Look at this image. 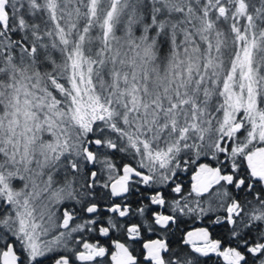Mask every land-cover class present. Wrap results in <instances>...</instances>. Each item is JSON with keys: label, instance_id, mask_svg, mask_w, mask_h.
Returning <instances> with one entry per match:
<instances>
[{"label": "snow or ice", "instance_id": "6c2138e0", "mask_svg": "<svg viewBox=\"0 0 264 264\" xmlns=\"http://www.w3.org/2000/svg\"><path fill=\"white\" fill-rule=\"evenodd\" d=\"M0 264H264V0H0Z\"/></svg>", "mask_w": 264, "mask_h": 264}]
</instances>
